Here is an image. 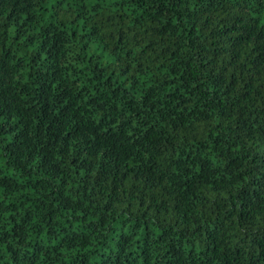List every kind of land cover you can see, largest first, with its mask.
<instances>
[{
  "label": "trees",
  "instance_id": "1",
  "mask_svg": "<svg viewBox=\"0 0 264 264\" xmlns=\"http://www.w3.org/2000/svg\"><path fill=\"white\" fill-rule=\"evenodd\" d=\"M0 264H264V0H0Z\"/></svg>",
  "mask_w": 264,
  "mask_h": 264
}]
</instances>
